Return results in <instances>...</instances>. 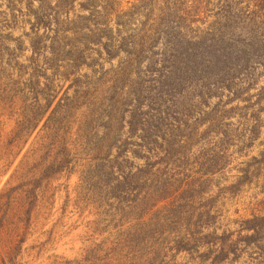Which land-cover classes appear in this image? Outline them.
Here are the masks:
<instances>
[{
    "label": "rangeland",
    "instance_id": "obj_1",
    "mask_svg": "<svg viewBox=\"0 0 264 264\" xmlns=\"http://www.w3.org/2000/svg\"><path fill=\"white\" fill-rule=\"evenodd\" d=\"M0 264H264V0H0Z\"/></svg>",
    "mask_w": 264,
    "mask_h": 264
}]
</instances>
